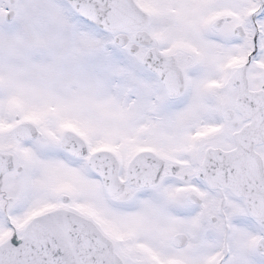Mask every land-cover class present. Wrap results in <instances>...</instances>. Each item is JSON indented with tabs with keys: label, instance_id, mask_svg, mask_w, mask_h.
Here are the masks:
<instances>
[{
	"label": "snow or ice",
	"instance_id": "obj_1",
	"mask_svg": "<svg viewBox=\"0 0 264 264\" xmlns=\"http://www.w3.org/2000/svg\"><path fill=\"white\" fill-rule=\"evenodd\" d=\"M0 264H264V0H0Z\"/></svg>",
	"mask_w": 264,
	"mask_h": 264
}]
</instances>
